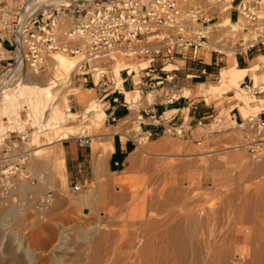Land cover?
<instances>
[{
    "label": "rangeland",
    "instance_id": "1",
    "mask_svg": "<svg viewBox=\"0 0 264 264\" xmlns=\"http://www.w3.org/2000/svg\"><path fill=\"white\" fill-rule=\"evenodd\" d=\"M196 1L203 5L207 3L206 0ZM36 2L32 3V0H0V35L3 38L8 36L11 26L15 23L19 13L23 9L27 8V11L32 9L38 10L41 7H48L50 4L59 3L60 0H39ZM214 2L217 5V10L221 12L218 22L221 24L224 19H229L228 11L224 12L222 8L223 1L214 0ZM217 20L218 17L216 16L210 22ZM69 22L67 26L71 25ZM226 35L229 36V32H226ZM236 36L234 34L231 37L235 40ZM234 40L231 45L227 43L219 48L224 49L226 52L235 51ZM259 53H263L261 60H264V50ZM64 55L56 54L55 59L52 58L43 70H39L40 75L38 73H35L37 76L34 75L39 80H42L43 86L51 87V97H45L44 92L37 85H26L24 81L20 82L21 84H14V87L18 85L15 90L7 93H3L2 90L1 93L0 101L3 100V103L12 98L15 99V102L12 100L0 108V130L16 127L17 129L26 128L27 131H32L35 128H32L30 124L35 127H42V124L45 125L41 131L38 132L36 130L33 133V144L27 141L25 143V147L31 151L28 156V168L36 179L33 184L27 185L28 189L33 192V196L26 201L23 207L15 205V219H13L6 230H0L2 232V237H0V241L2 242V244L0 242V264H117V262H120L118 264H152L155 260L157 264H162L163 260L164 262L167 261L166 258L168 259V257V260H173L170 261L172 262L171 264H179L178 258H175L177 257L175 248L173 247L174 250L171 251L173 248L169 243L170 235L167 234L166 226L163 224L165 214H158L156 206L152 207L155 208L153 211L152 208L151 210L150 208L146 209L147 206L150 207V202L148 201H151L154 197L156 198L154 200L161 199L160 192L163 186L167 187H165L166 191L172 188L178 189L184 187L193 189L191 192L193 195H190V200L187 203L189 205L198 204L197 199L199 200V204L202 203L201 206L203 208L199 205H193V207L196 206V209L199 207H201V210L203 209V211L195 209L198 216H203L202 213L205 216L217 210V212L221 211L220 215L223 214L217 226L216 224H211L213 227L209 225L202 229V231L200 229L197 231V236L201 238L198 239L196 236L195 239H202L201 242L199 241L201 243L200 247H202L200 249L203 258L206 257L203 259V262L204 260L205 262L201 264L215 263L213 261L216 260L215 254L219 249L224 248L227 251L236 249V245L234 246V244L239 238H241L239 245L243 243V247L245 248L246 246V250L256 252V255L258 254L257 252L264 251L262 249L264 247V243L262 242L264 241V211L262 213L261 210H264V205H261V195H264V128L257 133L254 127H251L247 121L249 115L256 114L264 108V89L262 91H255L254 89L252 92L249 91V88L245 85L248 83L247 79V83H241V80L238 83L224 85V87L228 88L224 92L211 88L213 84L219 85L218 81L211 82L212 85L203 84L205 88H208V92L218 95L216 105H221V110L210 118L204 119V124L196 125L193 139L173 135L168 131L159 136L145 139L141 137V134H138L141 130L140 119L136 118L137 112L135 106L131 109L128 117L117 121H107L105 115L101 112L104 110V105L96 99L98 90L95 88H91L90 90L84 89L85 85L80 86V89H76L74 83L71 82L70 78L73 72L72 68H69V64H75L77 56L71 58L67 57L69 55ZM60 56L65 57L64 63L60 62L61 60L58 58ZM140 59L137 55L127 56L125 58L127 61L116 64L115 72L119 74V72H122L120 69L127 67L128 63H136ZM205 59H209L208 51L205 54ZM223 59L224 61L221 62V66L226 65V55L223 56ZM256 62L257 59H255L252 65ZM65 70L70 71L66 72ZM256 73L259 74L261 81H263L262 83H264V63L258 66V69H254L253 74L256 75ZM52 79L56 82L54 89L50 84ZM251 84L252 81L249 82V86ZM161 92H163V88L157 91V93ZM152 93L153 96L155 91ZM74 94L78 101L76 100V103H71V112H69V104H65L66 98L69 95L75 96ZM223 94L229 95L227 97L228 100H224L228 101L225 103L237 104L243 117L239 122H231L229 120L227 109L223 107ZM19 96L20 98L23 96L24 99L20 100ZM152 96H147V98L150 100ZM258 98H262V100ZM141 101L144 104V95H142ZM92 107L94 110L89 111V108ZM81 108L86 111H80ZM42 109L46 112L44 120H41L42 113L40 114V118L37 116V112ZM18 110L21 120H15L14 123L16 125L11 126V121L16 116L13 113ZM28 110H30L29 118L26 117L24 112ZM5 117L8 118L10 123L5 120ZM113 131L120 133L122 138L127 136L126 133H128L138 142L134 144L133 151L128 152L123 160L119 161V164L111 165L110 167L109 156L110 151L113 149V143L108 134H113ZM65 132L70 137L88 133V143L86 145L87 147H91L93 152L92 178L88 179L79 190L71 188V179H67L66 176L64 148L61 140H58L59 136ZM37 146L44 149L38 156H35L32 154V151H35L38 148ZM252 190L254 195L251 194ZM47 191L52 192V200L41 214L37 213L33 209L34 204ZM249 194L251 195L248 196ZM248 197L252 198L248 199ZM191 200H194L193 204ZM245 200L251 201L252 211L254 215H257L255 218L261 224H256L255 222L254 226L257 228L259 225L260 227L257 228L258 230L253 228L257 234L259 231L261 233L262 237L258 234L259 238L261 237L258 239L259 241L251 239L252 232L249 237L246 236L245 241L247 243H244L243 231L242 235L231 236L232 232L230 230L234 226V222L228 221V213L230 216L233 215L234 212L232 211L236 205H241ZM145 201L148 203L146 204ZM230 202L233 203L231 204ZM234 202L236 203L235 205ZM227 203H229L228 207L231 209V212H228ZM259 206L262 207L260 208ZM182 207H177L175 211L177 213L179 211L178 214L185 212L186 208L184 207L183 210L181 209ZM85 208L87 209L86 211H84ZM177 209L179 210L177 211ZM257 209L261 211L259 212ZM141 215H144L143 218ZM149 215L153 222L148 217ZM161 217H163V220ZM146 218L149 219V223ZM158 219L162 220H160L161 223ZM158 223L160 226H158ZM253 223L252 221V225ZM210 227L212 231L216 228L214 233H212ZM149 228H151V231ZM242 228L244 229L243 225ZM255 231L254 234H256ZM203 232H206L207 235L209 233H211L209 235L214 234L213 239L211 238L212 236H207ZM11 234L15 236H12L13 239L11 238ZM157 234L159 235L156 236ZM186 234V231L185 233L183 232L185 239L189 240L190 237ZM201 235L205 237L203 238ZM234 236L238 237L236 238L237 240L234 239ZM3 237L5 239H2ZM151 237L152 241L150 240ZM6 238L10 239L7 240ZM154 238H157L159 242ZM205 238H211L210 240L213 243L207 244L206 241L208 243L210 241ZM195 239L194 242L191 241L187 245L188 251L191 254L192 246H196ZM146 241L150 242L147 243ZM218 242L219 244H217ZM56 243L62 244L59 247L60 249H54ZM153 243L162 244L165 252L162 251L161 245H159L161 247L160 250V247L157 244L153 245ZM165 245L168 247H165ZM206 245L209 249L206 248ZM18 246L20 247L19 249H17ZM146 247H149V250ZM210 247H212L211 250ZM7 248H10V251ZM203 248L204 250H202ZM6 249L9 252L13 251L11 249L15 250L13 251L16 258L13 259L14 261H10L11 258H8V252L5 253ZM207 250H210L208 255ZM96 251L99 257L98 261H94L96 259ZM155 253H158V257ZM160 254L164 257L163 259ZM241 256L242 254H239L233 264L256 263L250 260L253 259L254 261V256L251 258L249 255ZM149 260L154 261L151 263ZM174 260H176V263H173ZM208 260L211 261L209 262ZM191 261L190 263H192ZM263 261L264 258L259 261V264H264ZM163 264L170 263L167 261Z\"/></svg>",
    "mask_w": 264,
    "mask_h": 264
},
{
    "label": "built area",
    "instance_id": "2",
    "mask_svg": "<svg viewBox=\"0 0 264 264\" xmlns=\"http://www.w3.org/2000/svg\"><path fill=\"white\" fill-rule=\"evenodd\" d=\"M206 1L203 5L196 0H73L69 4L60 0L38 10L23 9L8 36L0 35V98L2 90L22 80L27 71L39 73L54 53H63L77 56L71 82L98 86L96 99L104 105V110L109 101H123L129 109L125 87H137L142 97L150 89L158 90L166 84L170 91L167 98L172 99L177 96L174 79L183 63H203L207 51L225 55L217 47L231 42L230 37L215 29L214 21L210 22L216 16L219 18L221 12L214 0ZM227 1L228 16L234 23L230 27L237 33L234 54L255 46L264 50V0ZM124 47L125 58L133 55L141 58L137 62L138 81L129 67L121 69L120 80L113 70L112 62ZM141 60L147 61L146 64L140 65ZM168 63L172 67L165 68ZM201 73H206L205 66L185 73V77H197ZM141 97L135 104L136 118L141 121L148 114L155 121L156 114L151 108L143 107ZM112 121H117L114 116ZM247 121L257 133L264 128V118L258 113L249 115ZM197 123L202 124V120ZM166 131L184 136L185 128L181 123L168 124L161 130ZM27 133L26 128L0 130V207L12 204L23 207L32 198L26 186L36 179L27 163L30 154L25 147ZM138 134L148 139L158 136L159 131L141 129ZM77 137L82 145L88 143L87 134ZM70 182L73 190L81 189L86 183L77 179ZM52 195L47 191L36 200L33 209L41 214Z\"/></svg>",
    "mask_w": 264,
    "mask_h": 264
},
{
    "label": "crops",
    "instance_id": "3",
    "mask_svg": "<svg viewBox=\"0 0 264 264\" xmlns=\"http://www.w3.org/2000/svg\"><path fill=\"white\" fill-rule=\"evenodd\" d=\"M221 50H223L227 55L225 66H221V62L224 61V55H219L212 51L209 52V59H205L203 63L190 61L183 63L182 61H179L180 64H183L181 65V69L177 71V75L174 79V81L176 82V92L178 91L176 97L172 99L167 98L170 91L168 90L166 84L160 88H163V92L157 93V91L159 90L158 89L154 90L155 93L153 96L152 93L148 95L152 96V99L149 100L147 96L144 95L145 102L143 104V107L151 108L156 114V120L152 121V118L148 114L143 115V119L140 121L141 129H151L152 131H159L160 135L164 133L161 132V130L168 124L181 123L185 128L184 136L189 139H193L196 125L198 124L197 120L201 119L203 123L204 119L210 118L216 112H219L221 110V105H216V99L218 98V95H214L213 93L208 92V88H205L203 84L212 85L211 82L218 81L219 85L213 84L211 88L224 92L228 89L224 87V85H227L229 83H238L241 80V83L246 82L247 79L248 83H246L249 84V82L252 81L253 85H251L250 87L253 86L255 91H258V89L260 88L264 89V83H262L263 81H261L259 74H253L254 69H258V66L264 63V60H261V56H263V53H259L260 51H262V49H260L258 46H255L247 49L246 51H243L242 53H235V64L233 66H231L230 62L228 61L230 58V54L232 53L230 51L226 52L224 49ZM255 59H257V62L252 65ZM133 63L135 62H130L129 65L132 64L133 67H135V64ZM202 66L206 67V73H201V75L197 77H185V73L196 71ZM170 67H172V63L169 64V66L167 65L166 68ZM74 85L76 86V89H80V86H84L85 84L76 82L74 83ZM85 87L95 88L99 92L98 86L93 87L90 85H85ZM40 90L44 92L45 97H48L46 93L47 90L42 88H40ZM125 92L126 97L128 92H132L134 94L133 102L126 98V101L130 106L129 109H127V105H125L126 103H124L123 101H109V103H106L107 108L101 111L103 115H105V119L107 121L112 120V116L115 117V120L126 118L124 116L128 115L131 112V109L135 106L138 98H140L139 94L138 98L136 95L138 91L127 90ZM228 96V94L222 95L223 107L227 109L229 120L231 122H239L243 118L241 112L236 103H225L228 102L224 101L226 99L228 100ZM72 98L74 99L72 100ZM67 99L69 106H71L72 102L76 103L77 100L76 95H69ZM258 99L262 100V98ZM12 100L14 101L15 99L12 98L5 103H8ZM96 106L98 107V105ZM93 109V107L89 108V111ZM80 111L86 110L81 108ZM28 112L30 114V110H28ZM258 114L262 118H264V108H262L258 112ZM111 135L110 137H113V149L110 151L109 156L110 167L111 165L119 164V161H122L128 152H130L131 150L133 151L135 144V141L132 138L127 136L122 138V135L118 132L114 135ZM61 143L64 148L67 179H77L79 181L87 182L88 179L92 178L91 170L93 163V152L91 147L82 145L79 142L77 136L64 138L61 140ZM28 190L32 193L33 196V192L30 189Z\"/></svg>",
    "mask_w": 264,
    "mask_h": 264
},
{
    "label": "bare ground",
    "instance_id": "4",
    "mask_svg": "<svg viewBox=\"0 0 264 264\" xmlns=\"http://www.w3.org/2000/svg\"><path fill=\"white\" fill-rule=\"evenodd\" d=\"M36 1H39V0H32V3H34V2H36ZM40 1H42V0H40ZM46 1V0H45ZM48 1V0H47ZM73 0H63V2L64 3H66V4H69L70 2H72ZM37 3V2H36ZM229 7H230V5H229V2L226 0V1H223V3H222V8H223V10H224V12H226V11H228V9H229ZM219 19H220V16H219V18H218V20L217 21H214L213 23V25L214 26H216V30H218V32H220L221 34H223V36H225V33L226 32H229V36H225V37H230L231 38V42H230V45L232 44V42H233V40H234V38L233 37H231L232 35H234V34H236L237 35V33L235 32V31H232L231 30V27L230 26H233L234 25V23L232 22V21H230V19H224L223 20V22L220 24V23H218L219 22ZM224 26H226V27H224ZM233 29V28H232ZM223 44H227L226 42L225 43H223ZM209 45H212V46H214V44L213 43H209ZM223 46V45H222ZM217 47V46H216ZM219 47H221V46H218L217 48L218 49H220ZM124 50H125V47L124 48H122L121 50H119V52L117 53V55L115 56V59H114V61L112 62V67H113V70H114V72H115V66H116V64L117 63H119V62H122V61H127V60H125V58H124V55H123V53H124ZM221 50V49H220ZM223 51V50H222ZM232 54H230V58H229V62H230V64H231V66H233L234 64H235V54H234V51H230ZM132 53V52H131ZM56 54H59V55H64V54H62V53H54L53 54V56H52V58H54L55 59V55ZM225 55H226V53H225ZM64 56H66V55H64ZM67 57H71V58H74L73 56H67ZM226 57H227V55H226ZM61 61V63H64V61L66 60L65 59V57H62V56H60V57H58ZM120 58H123V59H120ZM51 60V59H50ZM71 61V60H70ZM129 62V61H128ZM146 62L147 61H145V60H141L140 61V65H145L146 64ZM133 64H135V67H133V65L132 64H130L129 65V63L126 65L127 67H129V72H133V71H135V73H134V76H133V78H134V80L135 81H138V79H139V71H138V66H137V64L138 63H133ZM169 64H171V63H168V64H165V68L167 67V65L169 66ZM69 67H70V69L71 68H73L74 67V63H70L69 64ZM66 72H69L70 70H65ZM115 74L117 75V77L119 78V80H120V78H121V72H119V74H117L116 72H115ZM35 73H33V72H26V74H25V76H24V78L22 79V80H20L19 82H17L16 84H19L20 82H23L24 81V84H26V85H31V84H34V85H37L38 87H40V88H42V89H45V90H47L46 91V93H47V95H48V97H51L52 96V90L50 91V89H51V87L49 86V87H45V86H43V84H42V80H39V78H36L35 76H37V75H35ZM38 75H40L39 73H38ZM25 79V80H24ZM66 80H67V78H66ZM95 80H97V75H96V77H95ZM62 82V81H61ZM65 82V81H64ZM21 84V83H20ZM50 84H51V86H53V89H54V87H55V85H56V82H55V80H51L50 81ZM23 85V84H22ZM33 85V86H34ZM251 85H253V84H251ZM250 85V86H251ZM20 86V85H19ZM58 86V85H57ZM248 87V88H250L249 89V91H253V89H254V87L252 86V87ZM10 87L11 86H9V87H5L4 89H3V93L5 92V93H7V92H9V91H13V90H15L17 87H18V85L16 86V87H14L13 86V88L12 89H10ZM22 87V86H21ZM84 88L85 89H91V88H87V87H85L84 86ZM127 90H134V91H138L139 92V90H138V88L137 87H133V89H127V88H124V96H125V100H126V98H128V100H130V101H132L133 102V99H134V94L132 93V92H128V94H127V97H126V92L125 91H127ZM259 90H263V89H258V91ZM154 90H149L148 91V93L146 94V96H148L149 94H151L152 92H153ZM19 93V92H18ZM175 93L177 94V92L175 91ZM10 94V93H9ZM153 94V93H152ZM137 96H138V94H136ZM9 96V95H8ZM139 97H141V95H140V93H139ZM19 99L20 100H23L24 99V97L23 96H21V98H20V96H19ZM137 99V98H136ZM84 100V99H83ZM135 101V100H134ZM8 103H3V100H1L0 101V108L2 107V105H7ZM65 104H69L68 103V99L66 98V102H65ZM128 105H129V103H128ZM130 107V106H129ZM19 108H22V107H19ZM8 109H10V108H8ZM27 110V109H26ZM94 110V109H93ZM68 111L69 112H71V108H68ZM27 113H28V118L30 117V114H29V112L27 111ZM42 113V114H41ZM49 113V112H48ZM13 114H16V116L13 118V120L11 121V126L12 125H16V123H14V121L16 120H21V117H20V114H19V110L18 111H16L15 113H13ZM40 114H41V117H42V119L41 120H44V118H45V116H46V112H45V110H40L39 112H37V116L40 118ZM124 117H128V115H125ZM27 118V119H28ZM26 119V120H27ZM85 119V118H84ZM31 126H32V128H35V130L33 129L32 131H28V133H27V136H28V140H27V142L29 143H32L33 144V139H32V137H33V133L36 131V130H38V132L39 131H41L42 129H44V125L45 124H42V127H35L34 125H32V124H30ZM0 127H1V125H0ZM37 128V129H36ZM139 130V129H138ZM115 132H117V131H113V134L115 133ZM85 133H87V132H85ZM88 134V133H87ZM112 133H110V135H111ZM109 135V134H108ZM112 136V135H111ZM70 137V135L67 133V132H65V133H63V134H61L60 136H59V138H58V140H62V139H64V138H69ZM110 137V136H109ZM112 139V138H111ZM38 148L35 150V151H32V154L33 155H35V156H38L39 154H40V152L44 149V148H42V147H39V146H37ZM31 150V149H30ZM30 153H31V151H30ZM39 166V165H38ZM36 168H37V165H36ZM177 178H179V177H177ZM263 182H264V180H263ZM165 185V184H164ZM261 185H263V183H261ZM260 185V186H261ZM28 187V186H27ZM31 187V186H30ZM36 187V186H35ZM166 186H163V188H162V191L160 192V197H161V199L159 198H157L158 200H154V199H156L155 197L152 199V198H150V199H152L151 201H148V202H150V207L149 206H145L146 207V209H148V208H150V210H151V208L152 207H155L156 208V210H157V213L158 214H165L164 216V218L163 217H161V219L163 220V224L166 226V232H167V234H169L170 235V241H169V243L171 244V246H172V248L174 247L175 248V254H176V256L177 257H175L176 259L178 258V262H179V264H201L202 262H203V259L204 258H206V257H204L203 258V255H202V252H201V249L200 248H202V247H200V242H201V240H198V239H200L201 237H198L197 236V231H199V229L202 231V229H204L206 226H211V227H213L211 224H216V226H217V224H219L220 223V220H221V218H222V215H220L221 213V211L220 212H217V211H215V212H213V213H209V214H207V215H205L204 216V213H202L203 214V216L202 215H200V216H198L196 213V210H198V209H200L202 206H201V204H199V200L197 199V201H198V204L197 203H194L195 205H199V206H201V207H199V208H197L196 209V206L195 207H193V202H194V200H191L192 201V204L193 205H189L187 202L190 200V195L192 194L191 192H192V190L193 189H190V188H186V187H184V188H172L171 190L170 189H168L167 191H166V188H165ZM174 187V186H173ZM177 187V186H176ZM261 188V187H260ZM256 189V188H255ZM262 189V188H261ZM36 190V189H35ZM257 190V189H256ZM256 190H254V192L256 191ZM242 191V190H241ZM240 191V192H241ZM258 191V190H257ZM255 192V193H257L258 194V192ZM243 192H245V191H243ZM218 193H220L219 191H218ZM232 193V192H231ZM238 193H239V190H238ZM237 194V193H236ZM236 194H235V196H236ZM242 194V193H241ZM251 194H253L254 195V193H253V190H252V193ZM251 194H249L248 196H250ZM193 195V194H192ZM222 195V194H221ZM220 195V196H221ZM261 195V194H260ZM229 196V195H228ZM231 196V195H230ZM255 196H256V194H255ZM254 196V197H255ZM262 196V204L261 203H259V204H261V205H264V195H261ZM192 197H194V196H192ZM226 197H227V195H226ZM232 197V196H231ZM243 197V196H242ZM235 198V197H234ZM252 197H248V199H251ZM123 199V198H122ZM192 199H194V198H192ZM226 199H228V198H226ZM254 199V198H253ZM256 199V198H255ZM229 200V199H228ZM227 200V202H229ZM146 202V201H145ZM148 202H146V204L148 203ZM236 202V201H235ZM234 202V205L237 203H235ZM258 202V201H257ZM261 202V201H260ZM231 203V202H230ZM233 203V202H232ZM231 203V204H232ZM187 204V205H186ZM228 204L229 203H227V206L226 207H228ZM253 204V203H252ZM257 205H258V203H256ZM149 205V204H148ZM190 206V208H189V206ZM222 205V204H221ZM255 205V204H254ZM9 206V207H8ZM144 206H143V208H144ZM183 206V207H182ZM232 205H230V207H231ZM4 207H7V208H4ZM177 207H182L181 209H183L184 210V207L186 208L185 210V212H183V213H180V214H178L179 213V209H177V211H178V213L175 211V209L177 208ZM192 207V208H191ZM220 207V206H219ZM260 207V206H259ZM262 207V206H261ZM260 207V208H261ZM142 208V209H143ZM155 208H152V211H153V209H155ZM203 208V207H202ZM232 208H233V206H232ZM256 208H257V206H256ZM196 209V210H195ZM228 209V212H231V209H229V207L227 208ZM259 209V208H258ZM257 209V210H258ZM205 210H206V208H205ZM226 210V209H225ZM262 210V213H263V209H261ZM260 210V211H261ZM149 211V210H148ZM155 211V210H154ZM181 211V210H180ZM200 211H203V209L201 210L200 209ZM259 211V210H258ZM259 211V212H260ZM146 212H147V210H146ZM208 212V211H207ZM225 212V211H224ZM232 212H234V214L233 215H231L230 216V214L228 213V221H233L234 222V226L232 227V229L230 230L231 232V236L232 235H237V236H239V235H242L241 233H242V231L244 232V234H243V240H244V243L246 242L245 241V239L247 238V237H249V235H250V233L252 232V234H251V236H252V238L251 239H253V240H255V241H257L258 239H260L262 236L260 235L261 233H259L258 232V234H259V236H261L260 238H259V236H258V234H257V232L253 229V228H255V229H257V228H259L260 226L258 225L257 226V228L254 226L255 225V222H256V224L257 223H259L256 219L257 218H255V217H257V215H254V213H253V211H252V208H251V201L250 200H245V202H243L241 205H236V207H235V209L232 211ZM255 212H256V210H255ZM140 213V212H139ZM143 213H145V212H143ZM146 214V213H145ZM147 214H148V212H147ZM200 214V213H199ZM260 214V213H259ZM142 216V215H141ZM144 216V215H143ZM143 216H142V218H143ZM15 217H16V209H15V205H13L12 204V206L11 205H7V206H1L0 207V230L2 231V230H6L9 226H10V224H11V222L13 221V219H15ZM146 217V216H145ZM148 217H150V215L148 216ZM225 217V216H224ZM261 217H263V216H261ZM264 218V217H263ZM160 219V220H161ZM145 220V219H144ZM146 220L148 221L149 219L148 218H146ZM150 220H151V217H150ZM159 220V219H158ZM159 220V221H160ZM161 220V221H162ZM260 220V219H259ZM152 222H153V220H151ZM161 221H160V223H161ZM252 221L254 222L253 223V225H252ZM154 222H155V220H154ZM157 222V221H156ZM261 222V221H260ZM148 223H149V221H148ZM242 223H244V224H242ZM13 224V223H12ZM159 224V223H158ZM260 224V223H259ZM163 225V226H164ZM242 225L244 226V229L242 228ZM261 225V224H260ZM151 226H152V223H151ZM155 226H157V225H155ZM158 226H160V224L158 225ZM161 226H162V224H161ZM215 226V225H214ZM215 226V227H216ZM211 227H210V229H211ZM155 228V227H154ZM157 228H160V227H157ZM162 228V227H161ZM187 228V229H186ZM208 228V227H207ZM165 229V228H164ZM14 230V229H13ZM149 230L151 231V228H149ZM157 230V229H156ZM206 230V229H205ZM208 230V229H207ZM216 230V228L215 229H213V231H212V229H211V231H212V233H214V231ZM258 230V229H257ZM0 231V232H1ZM160 231V230H159ZM185 231L187 232V234L189 235V240H186L185 239V236L183 235V232L185 233ZM210 231V232H211ZM254 231L256 232V234H254ZM8 232V231H7ZM11 232V231H10ZM13 232V231H12ZM209 232V231H208ZM207 232V233H208ZM201 233V232H200ZM204 234H206V232H203ZM3 234H4V232H3ZM8 234V233H7ZM160 234V233H159ZM159 234H157L156 236H158ZM165 234V233H164ZM186 234V235H187ZM209 234H211V233H209ZM208 234V235H209ZM216 234V233H215ZM229 234V233H228ZM6 235V234H5ZM9 235V234H8ZM16 235V234H15ZM184 237H183V236ZM187 235V236H188ZM199 235V234H198ZM207 235V234H206ZM207 235V236H208ZM12 236L13 237H15L14 236V234H11V238H12ZM161 237H162V235H160ZM187 236H186V238H187ZM196 236H197V238L198 239H195L196 238ZM203 238L205 237L204 235H201ZM209 236H212L211 238L213 239V236H214V234H212V235H209ZM216 236H219V235H216ZM234 236V237H235ZM247 236V237H246ZM0 237H2V232L0 233ZM6 237V236H5ZM152 237H153V235H152ZM152 237L150 238V240L152 241ZM163 237H164V235H163ZM169 237V236H168ZM168 237H166V238H168ZM229 237V236H228ZM17 238V237H16ZM211 238H205L206 240H208L209 239V241L211 242H207L205 239H203L204 241H206V243L207 244H212L213 242H212V240H210ZM218 238V237H217ZM227 238V237H226ZM225 238V239H226ZM230 238V237H229ZM233 238V237H232ZM236 238H238V237H235L234 239H236ZM263 238H264V236H263ZM262 238V239H263ZM2 239H5L4 237L2 238ZM7 239V238H6ZM10 239V238H9ZM9 239H7V240H9ZM13 239V238H12ZM155 239V238H154ZM194 239H195V242H196V246H192V254L191 253H189L190 251H188V244L189 243H191V241H193L194 242ZM215 239V238H214ZM241 238H239V240H240ZM249 239V238H248ZM248 239H247V241H248ZM16 240V239H15ZM18 240V239H17ZM157 242H159L158 240H157V238L155 239ZM159 240H160V238H159ZM166 240V239H165ZM197 240V241H196ZM233 240V239H232ZM237 240V239H236ZM236 240H235V242H236ZM239 240L234 244V246H235V248L236 249H233V250H230V251H227V249L225 250L224 248H222V249H219L217 252H216V256H215V261H213V262H215V263H212V264H216V262H217V264H233V263H235V261H236V258H237V256L239 255V254H242V256H244V255H249L250 256V258L251 257H253L254 256V261H253V259H250V260H252V262H256V263H254V264H259V261L260 260H263V258H264V251L262 252H257L258 254L256 255L255 253L256 252H250V251H248V250H246L245 248H246V244L244 245L245 246V248L243 247V243H241L240 245H239ZM264 240V239H263ZM3 241V240H2ZM11 241V240H10ZM13 241V240H12ZM154 241V240H153ZM155 241V242H156ZM160 241H162V240H160ZM167 241V242H168ZM200 241V242H199ZM218 241V240H217ZM224 241V240H223ZM259 241V240H258ZM1 242V241H0ZM147 242V241H146ZM148 242H150V241H148ZM147 242V243H148ZM165 242V241H164ZM164 242H163V245H164ZM222 242V241H221ZM225 242V241H224ZM232 242V241H231ZM240 242H241V240H240ZM250 242V241H249ZM261 242V241H260ZM263 243H264V241H262ZM204 243V242H203ZM203 243H202V245H203ZM205 243V244H206ZM247 243V242H246ZM1 244H2V242H1ZM20 244V243H19ZM155 244H157V243H153V245H155ZM166 244V243H165ZM217 244H219V242L217 243ZM248 244H250V243H248ZM247 244V245H248ZM260 244V243H259ZM62 244L61 243H56L55 245H54V249H60L59 247L61 246ZM158 245V244H157ZM159 245H161L162 246V251H164L165 252V249L163 248V245L162 244H160L159 243ZM158 245V246H159ZM20 246V245H19ZM18 246V248L17 249H19L20 247ZM145 246H147V245H145ZM167 245H165V247H166ZM168 246H169V248L171 249V247H170V245L168 244ZM167 246V247H168ZM207 246V245H206ZM210 246V245H209ZM219 246V245H218ZM249 246V245H248ZM255 246H256V243H255ZM260 246H261V244H260ZM153 247V246H152ZM151 247V248H152ZM160 247V246H159ZM203 247H205V246H203ZM213 247H215V246H213ZM250 247V246H249ZM262 247H263V244H262ZM129 248H130V246H129ZM146 248H148V250H149V247H146ZM154 248H156V247H154ZM158 248V247H157ZM174 248L173 249H171V251L172 250H174ZM189 248H190V246H189ZM206 248H208V246L206 247ZM211 248L212 247H210V250H211ZM228 248V247H227ZM248 248V247H247ZM259 248V247H258ZM8 250L10 249V248H7ZM7 249H6V251H5V253H7V255H8V258H11L10 259V261L12 260V261H14L13 259H16L15 258V252H13V251H15L14 249H11V251L12 252H9V251H7ZM209 249V248H208ZM262 249H264V247L262 248ZM147 250V249H146ZM153 250V249H152ZM160 250H161V247H160ZM202 250H204V248L202 249ZM206 250V249H205ZM210 250H207L208 251V253H207V255L209 254V251ZM213 250H215V249H213ZM212 250V251H213ZM229 250V249H228ZM259 250V249H258ZM3 251V250H2ZM18 251V250H17ZM167 251H168V248H167ZM251 251H252V247H251ZM154 252V251H153ZM156 252V251H155ZM161 252V251H160ZM159 252V253H160ZM205 252V251H204ZM215 252V251H214ZM214 252H212V253H214ZM29 253V252H28ZM27 253V254H28ZM96 254H95V260L94 261H98L99 259V257H98V252L96 251L95 252ZM151 253V252H150ZM171 253V252H170ZM211 253V252H210ZM141 254H142V252H141ZM140 254V255H141ZM156 254V253H155ZM155 254H154V256H155ZM158 254V253H157ZM156 254V255H157ZM164 254H166V253H164ZM244 254V255H243ZM139 255V256H140ZM146 255V254H145ZM153 255V254H152ZM161 255V254H160ZM173 256H174V254H172ZM211 255V254H210ZM29 256V255H28ZM144 256V255H143ZM153 256V257H154ZM162 256V255H161ZM161 256H159V257H161ZM166 256V255H165ZM173 256H172V258H173ZM205 256V255H204ZM241 256V257H242ZM124 257V256H123ZM141 257V256H140ZM152 257V256H151ZM150 257V258H151ZM157 257H158V255H157ZM167 257V256H166ZM190 257V258H189ZM193 259H192V258ZM213 257V256H212ZM212 257H210V258H212ZM125 258V257H124ZM164 257L162 256V259H163ZM208 258H209V256H208ZM207 258V259H208ZM240 258V257H239ZM238 258V259H239ZM259 258V259H258ZM3 259V258H2ZM121 259H123L122 257H121ZM144 259V258H143ZM148 259V258H147ZM156 259V258H155ZM154 259V260H155ZM158 259V258H157ZM168 259H169V257H168ZM167 258H166V260L167 261H169V263L171 264L172 262H170L172 259H170V260H168ZM174 259V258H173ZM193 260V261H191V260ZM244 259V258H243ZM34 260V259H33ZM125 260V259H124ZM128 260V259H127ZM145 260V259H144ZM152 260V259H151ZM153 260V261H154ZM159 260V259H158ZM212 260H213V258H212ZM120 261V260H119ZM150 261V260H149ZM153 261H150L151 263L153 262ZM156 261V260H155ZM154 261V262H155ZM160 261H161V258H160ZM167 261H165V262H167ZM173 261V260H172ZM190 261L192 262V263H190ZM209 262L211 261V260H208ZM240 261V260H239ZM242 261V260H241ZM1 262V261H0ZM91 262V261H90ZM124 262V261H123ZM153 262V263H154ZM164 262V260H163V262H162V264L163 263H165ZM204 262H205V260H204ZM203 262V263H204ZM118 263H120V262H117V264ZM152 263V264H153ZM159 263H161V262H159ZM173 263H176V260H174V262ZM250 263H251V261H250ZM263 263H264V261H263ZM128 264V263H127ZM150 264V263H149ZM155 264H157L156 262H155ZM240 264V263H239ZM242 264H244V263H242Z\"/></svg>",
    "mask_w": 264,
    "mask_h": 264
},
{
    "label": "water",
    "instance_id": "5",
    "mask_svg": "<svg viewBox=\"0 0 264 264\" xmlns=\"http://www.w3.org/2000/svg\"><path fill=\"white\" fill-rule=\"evenodd\" d=\"M87 209L85 208L84 211H86Z\"/></svg>",
    "mask_w": 264,
    "mask_h": 264
}]
</instances>
